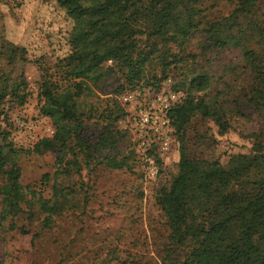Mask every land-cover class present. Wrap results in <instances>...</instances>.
Segmentation results:
<instances>
[{"label": "trees", "instance_id": "16d2710c", "mask_svg": "<svg viewBox=\"0 0 264 264\" xmlns=\"http://www.w3.org/2000/svg\"><path fill=\"white\" fill-rule=\"evenodd\" d=\"M54 1L72 22L63 38L61 48H67L63 55L44 53L30 60L24 47L7 41L0 47V56L9 65L31 62L38 67L41 76L37 106L55 128L52 136L41 138L33 148L17 147L12 138L10 113L26 105L32 91L23 72L15 76L0 73V221L9 222L11 230L20 228L16 218L23 212L22 205L33 199L46 214V228L55 217L62 216L74 192L63 186L60 179L82 178L84 171L99 167L131 168L135 149L127 147L129 133L117 125L125 112L117 95L144 87L148 82L147 69L154 64L163 80L178 73L181 63L196 61L194 50L198 45L205 52L217 54L230 51L232 46L239 47L248 82L240 95L250 110L264 112V52L251 47L256 38L235 28L242 18L250 17L252 29L256 27L263 37L264 23L257 20L258 0H234L231 13L214 21L206 17L207 4L218 0ZM114 76L119 78L113 91L115 97H102L97 91L110 94V80ZM152 80L156 83L159 79L153 76ZM210 86L208 74L199 72L176 88L185 93L181 103L170 112L179 162L177 175L162 195L169 231L162 264H264L256 226L245 222L246 213L253 214L255 210H250L252 206L264 207V130L253 135L249 154L233 155L225 171L228 176L246 179L251 184V191L237 197L225 195L230 200L248 202V207L229 219H223L214 206L190 217L175 210L189 181L191 164L203 160L193 157L190 146L193 120L214 119L221 135L231 130L222 114L212 109L203 95H198ZM47 152L57 154L50 199L38 198L36 187L21 183L19 165L23 154L42 156ZM151 153L146 152L145 156L148 158ZM155 158L161 163L160 155ZM52 176L45 174L43 185ZM234 219L243 224L236 232L227 234L226 224ZM21 232L29 234L25 229ZM37 236L33 235V240Z\"/></svg>", "mask_w": 264, "mask_h": 264}, {"label": "rangeland", "instance_id": "374dc122", "mask_svg": "<svg viewBox=\"0 0 264 264\" xmlns=\"http://www.w3.org/2000/svg\"><path fill=\"white\" fill-rule=\"evenodd\" d=\"M235 5L234 0H218L207 4L206 17L210 21L228 16ZM259 23H264V0L257 4ZM72 26L54 0H0V47L4 41L24 47L30 60L44 53L63 55V38ZM253 40L251 47L264 52V35L253 28L250 17L242 18L239 25ZM234 29V31H236ZM224 53L205 52L198 45L194 53L196 61L181 63V70L161 80L159 67L154 64L147 69L148 82L140 90L143 94L150 88L167 93L176 91L183 80L187 82L194 73H206L211 86L203 95L210 107L222 114L231 130L221 135L214 119L193 120L190 137L195 161L190 167V177L181 200L175 204L178 214L186 217L200 213L212 206L217 207L223 219L240 213L248 202L225 198L227 194L236 197L244 191H251V184L243 178L230 177L225 171L232 162V156L249 154L253 135L264 130V112L250 110L240 95L247 84V72L241 60V49L230 47ZM156 66V67H155ZM11 76L21 74L30 83L32 96L23 107L14 108L12 138L17 147L33 148L43 137L52 136L55 130L52 120L44 117L37 106V91L41 72L33 63L9 65L0 56V73ZM156 76L155 83L152 77ZM118 76L111 81V91L102 97H115L114 90ZM231 88V92L229 89ZM133 91L126 90L124 93ZM184 92V91H183ZM122 93L121 95H123ZM185 93V92H184ZM117 95L118 103L125 112L117 125L129 134L127 147L135 149L130 160L131 168L121 170L99 167L84 171L83 177L60 179L74 194L71 203L62 216L55 217L50 227L44 226L46 214L36 200L22 205L23 212L16 218V230L9 228V222L0 221V264H162V251L169 234L165 216L166 206L162 195L178 173L179 152L174 128L169 134L171 142L168 152H162L160 144L165 132L153 133V129L142 126L139 113L132 111ZM218 113V114H219ZM219 114V115H220ZM135 119V120H134ZM149 133L148 148L141 142ZM151 153L148 158L146 152ZM136 153V154H135ZM154 154V155H152ZM142 155V156H141ZM160 155L161 163L156 162ZM55 152L45 155L23 154L19 160L22 168L21 183L36 187L39 195L50 199L53 173L56 167ZM206 160V161H204ZM158 167L156 176L148 175L151 163ZM51 179L42 183L45 174ZM41 191L42 193H40ZM31 197H28V201ZM255 210L246 213L245 222H253L259 235V247L264 251V207L254 205ZM165 210V211H164ZM256 212V214L254 213ZM243 221L234 219L226 224V233L239 230ZM25 229L29 234H23ZM37 238L33 240V235Z\"/></svg>", "mask_w": 264, "mask_h": 264}, {"label": "built area", "instance_id": "2783aa9c", "mask_svg": "<svg viewBox=\"0 0 264 264\" xmlns=\"http://www.w3.org/2000/svg\"><path fill=\"white\" fill-rule=\"evenodd\" d=\"M184 98V93L179 91H168L167 93L159 92L157 89L150 88L144 94L140 90H133L121 95V99L125 105H129L132 111L139 113L140 122L142 126L153 129L155 133L165 132L164 138L157 142L160 144L162 152H168L170 148L169 134L173 128L170 112L173 108L181 103ZM135 120V119H134ZM51 135L54 130L50 129ZM143 134H146L144 140L141 142L142 146L148 148L150 139L149 133L142 129ZM159 170L153 162L148 168V175L156 176Z\"/></svg>", "mask_w": 264, "mask_h": 264}]
</instances>
